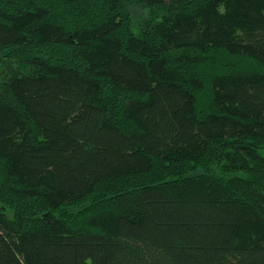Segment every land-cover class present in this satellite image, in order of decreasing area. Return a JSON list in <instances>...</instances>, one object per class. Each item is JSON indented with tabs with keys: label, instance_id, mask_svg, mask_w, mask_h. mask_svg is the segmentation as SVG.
I'll use <instances>...</instances> for the list:
<instances>
[{
	"label": "trees",
	"instance_id": "16d2710c",
	"mask_svg": "<svg viewBox=\"0 0 264 264\" xmlns=\"http://www.w3.org/2000/svg\"><path fill=\"white\" fill-rule=\"evenodd\" d=\"M0 264H264V0H0Z\"/></svg>",
	"mask_w": 264,
	"mask_h": 264
},
{
	"label": "rangeland",
	"instance_id": "374dc122",
	"mask_svg": "<svg viewBox=\"0 0 264 264\" xmlns=\"http://www.w3.org/2000/svg\"><path fill=\"white\" fill-rule=\"evenodd\" d=\"M129 14L131 16V21L134 25L140 24L142 21H144L147 18V11L135 7V6H128L127 7Z\"/></svg>",
	"mask_w": 264,
	"mask_h": 264
}]
</instances>
